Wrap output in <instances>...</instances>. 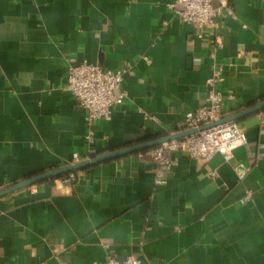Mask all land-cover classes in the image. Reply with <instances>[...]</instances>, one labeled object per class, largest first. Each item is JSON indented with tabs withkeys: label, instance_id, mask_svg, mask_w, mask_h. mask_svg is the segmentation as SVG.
Listing matches in <instances>:
<instances>
[{
	"label": "crops",
	"instance_id": "1",
	"mask_svg": "<svg viewBox=\"0 0 264 264\" xmlns=\"http://www.w3.org/2000/svg\"><path fill=\"white\" fill-rule=\"evenodd\" d=\"M230 1L236 18L224 20L214 59L173 0H0V191L186 130L214 62L233 96L225 115L263 100L264 0ZM70 59L122 71L126 95L94 122L92 141L65 90ZM261 112L236 121L247 143L230 161L175 153L162 185L149 147L73 170L69 186L53 177L1 194L0 264H93L107 252L142 264H264Z\"/></svg>",
	"mask_w": 264,
	"mask_h": 264
},
{
	"label": "built area",
	"instance_id": "2",
	"mask_svg": "<svg viewBox=\"0 0 264 264\" xmlns=\"http://www.w3.org/2000/svg\"><path fill=\"white\" fill-rule=\"evenodd\" d=\"M177 18L196 28V36L203 38L208 45L210 55L215 59L216 52L223 47L220 29L227 18H236L230 0H173L168 5ZM65 90L86 111L88 140L92 141V125L99 119L110 118L112 108L120 104L125 92L122 89V71L103 68L87 60L79 62L70 59L66 67ZM224 81L223 64L214 62L206 79V92L202 104L194 111L187 112L183 120L184 129H196L195 132L180 138L171 139L149 150L156 165L155 184L165 183V175L176 163L175 153H183L190 159L208 160L214 154H220L225 161L233 157V150L247 143L245 130L236 121H226L201 128L225 116L224 104L231 94L222 93L220 87ZM260 123L264 124V112L260 113ZM73 158L77 155L74 153ZM238 179L246 174V167L238 162L233 166ZM75 178L69 172L58 182L69 186ZM249 197V192L245 198ZM108 247V245H105ZM93 264H142L135 255H127L123 260L116 259L107 252L101 262Z\"/></svg>",
	"mask_w": 264,
	"mask_h": 264
},
{
	"label": "water",
	"instance_id": "3",
	"mask_svg": "<svg viewBox=\"0 0 264 264\" xmlns=\"http://www.w3.org/2000/svg\"><path fill=\"white\" fill-rule=\"evenodd\" d=\"M263 108H264V99L259 101L258 103L254 104V105H251V106L241 110V111L232 113L230 115H225L224 117L220 118L219 120L212 122L208 125H204L201 128L208 127L211 125H215L217 123L226 122V121H237L238 119L242 118L243 116L255 113V112H257ZM195 131H196V129H186V130H182V131H179L176 133L166 134V135H163L161 137L154 138V139L142 142V143H138L135 145H129V146L123 147L121 149H117L115 151H110V152L103 153V154L95 156V157H91L89 159L80 160V161L75 162L71 165L59 167L57 169L42 173V174L37 175L35 177H31V178L23 180L19 183H16L14 186H11L7 189L1 190L0 195L6 193L8 191H11V190H16V189H19L21 187L31 185L33 183H37L41 180L57 177L59 175L65 174V173L72 172L73 170L83 168V167H85L89 164H92V163L105 161L108 159L119 157L121 155L130 153V152L140 151V150L145 149V148L153 147V146L161 144L162 142H165V141H168L171 139L180 138V137H183V136L188 135L190 133H193Z\"/></svg>",
	"mask_w": 264,
	"mask_h": 264
},
{
	"label": "trees",
	"instance_id": "4",
	"mask_svg": "<svg viewBox=\"0 0 264 264\" xmlns=\"http://www.w3.org/2000/svg\"><path fill=\"white\" fill-rule=\"evenodd\" d=\"M66 174H67V173L62 174V175H59V176L55 177L54 179L62 178V177H63L64 175H66ZM54 179H52V181H53Z\"/></svg>",
	"mask_w": 264,
	"mask_h": 264
}]
</instances>
